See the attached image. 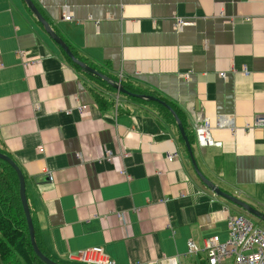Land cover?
<instances>
[{"label":"crops","instance_id":"0c3cea01","mask_svg":"<svg viewBox=\"0 0 264 264\" xmlns=\"http://www.w3.org/2000/svg\"><path fill=\"white\" fill-rule=\"evenodd\" d=\"M32 1L77 59L174 108L201 174L264 213V128L245 129L264 115V0ZM75 65L24 0H0V150L27 179L42 249L61 264L93 247L115 264H208L205 242L252 217L201 181L161 104ZM222 115L234 129L200 147L196 125Z\"/></svg>","mask_w":264,"mask_h":264},{"label":"built area","instance_id":"2783aa9c","mask_svg":"<svg viewBox=\"0 0 264 264\" xmlns=\"http://www.w3.org/2000/svg\"><path fill=\"white\" fill-rule=\"evenodd\" d=\"M70 21L71 18H67ZM186 23L178 21L177 26L183 27ZM23 65L26 67L33 62H29L26 58V52L20 51ZM36 64V63H35ZM247 74V71H246ZM224 77V75H220ZM81 111L88 109L87 106L80 107ZM234 118L230 115H222L217 118L215 126L209 120H203L196 125V136L199 146L211 147L220 145L216 143L212 137V131L217 129L233 130ZM254 128H264V115L256 116L252 124L246 126V130ZM43 152V148L39 149ZM109 160L112 161L111 153ZM169 161L174 160V156L170 155ZM43 175L48 181L53 182L51 171L43 170ZM124 217V215H122ZM230 229V237L227 241L222 242L219 236H215L205 242L206 259L208 264H264V229L256 227L255 224L243 215L230 216L228 221ZM200 249L194 242H188V256H196L200 253ZM70 260L80 264H115L101 247H93L85 251H80L70 255ZM164 264H178L175 259H165Z\"/></svg>","mask_w":264,"mask_h":264},{"label":"trees","instance_id":"16d2710c","mask_svg":"<svg viewBox=\"0 0 264 264\" xmlns=\"http://www.w3.org/2000/svg\"><path fill=\"white\" fill-rule=\"evenodd\" d=\"M75 66L80 69L77 65ZM122 86L128 91L135 93L128 85ZM159 106L167 120L177 126L174 116L165 107L162 105ZM173 110L175 111L174 108ZM176 114L178 115L177 112ZM178 117L180 118L179 115ZM181 122L185 129L184 122L182 120ZM186 134L192 144V137L187 131ZM0 153L6 154L2 150H0ZM36 238L41 251L47 257L51 258L42 249L37 231ZM0 264H44L35 254L31 244L28 224L20 198V184L18 177L15 171L2 160H0Z\"/></svg>","mask_w":264,"mask_h":264},{"label":"water","instance_id":"95a60500","mask_svg":"<svg viewBox=\"0 0 264 264\" xmlns=\"http://www.w3.org/2000/svg\"><path fill=\"white\" fill-rule=\"evenodd\" d=\"M29 9L34 13V15L37 17V19L39 20V22L43 25V27L45 28L46 33L49 35V37L64 51V53L70 58V60L76 64L77 66H79L80 68H82L85 72L93 75V76H97L107 82H109L115 89H117L120 93L125 94L129 97L132 98H136V99H142V100H147V101H153L156 103L161 104L162 106H164L175 118L176 122H177V126L179 129V132L181 134V137L183 139V141L185 142L186 145V149L187 152L190 156V159L192 161V164L194 166V169L198 175V177L201 179V181L207 186L210 187L212 189V191L219 197L227 200L229 203H232L233 205H235L236 207L242 209L243 211H245L250 217L252 218H257L261 221L264 222V213H262L261 211L253 208L252 206L248 205L247 203L243 202L242 200L238 199L237 197L224 192L222 189H220L219 187H217L216 185L212 184L208 179H206L201 172L198 169V166L196 164V160H195V154L192 148V145L187 137L186 131L184 129L183 123L181 122L180 118L178 117V115L176 114V112L173 110V108L168 105L167 103L153 97V96H149V95H143V94H137V93H133L128 91L127 89H125L122 85L120 84H116L113 83L112 81L108 80L105 76H103L101 73L97 72L96 70L92 69L91 67H89L88 65H86L85 63H83L82 61H80L79 59H77L75 57V55L73 54L72 50L70 49V47L63 41V39L61 37H59V35H57V33H55L51 27L48 25V23L43 19V17L41 16V14L39 13L38 9L36 8V6L34 5L32 0H24ZM0 160L6 162L16 173L18 180H19V184H20V198H21V202H22V207L26 216V221L28 224V229H29V234H30V240H31V244L33 247V250L35 252V254L39 257V259L44 263V264H60L56 261H54L53 259L47 257L40 249L38 243H37V238H36V229H35V225L33 222V218H32V214H31V210L29 207V203H28V198H27V183H26V178L22 172V170L20 169V167L6 154L0 153Z\"/></svg>","mask_w":264,"mask_h":264},{"label":"rangeland","instance_id":"374dc122","mask_svg":"<svg viewBox=\"0 0 264 264\" xmlns=\"http://www.w3.org/2000/svg\"><path fill=\"white\" fill-rule=\"evenodd\" d=\"M252 220H253V222H254L257 226H259L260 228L264 229V223L259 222V221H256V220H254L253 218H252ZM187 254H188V252H187ZM187 254H186V255H187ZM186 263H187V262H186Z\"/></svg>","mask_w":264,"mask_h":264}]
</instances>
